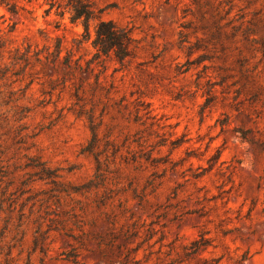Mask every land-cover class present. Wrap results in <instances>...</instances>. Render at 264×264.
Wrapping results in <instances>:
<instances>
[{"label":"rangeland","instance_id":"1","mask_svg":"<svg viewBox=\"0 0 264 264\" xmlns=\"http://www.w3.org/2000/svg\"><path fill=\"white\" fill-rule=\"evenodd\" d=\"M8 1L0 264H154L201 232L264 264V0H93L79 46L63 5ZM99 20L130 31L122 63L86 65Z\"/></svg>","mask_w":264,"mask_h":264},{"label":"trees","instance_id":"2","mask_svg":"<svg viewBox=\"0 0 264 264\" xmlns=\"http://www.w3.org/2000/svg\"><path fill=\"white\" fill-rule=\"evenodd\" d=\"M44 2L47 5L45 13L53 8L59 9L63 5L68 14V21L71 24H81L83 33L81 38L77 39L76 45L79 46L90 39L89 25L90 21L95 18V12L92 9L93 0H44ZM0 3L5 5L11 13H16V5L14 3H10L8 0H0ZM63 13L64 11L60 12V16ZM131 42L132 39L128 29L119 27L112 21L99 20L94 28V36L90 41L94 53L92 58L86 61V65L97 62L101 56L108 55H112L116 61L122 63L129 57ZM59 53L60 44L59 40H56L54 54ZM209 103L210 98H207L203 108ZM91 130L93 129L91 128ZM88 150L91 152L90 146ZM211 247V240L205 233L201 232L190 242L181 245L178 250L174 246L168 247L166 251H162V248H160L156 252L157 258L154 264H220V258L210 254L209 249ZM152 254L150 252V255Z\"/></svg>","mask_w":264,"mask_h":264}]
</instances>
